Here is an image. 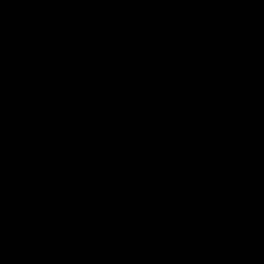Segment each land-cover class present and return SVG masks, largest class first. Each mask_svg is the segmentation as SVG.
Wrapping results in <instances>:
<instances>
[{
    "label": "trees",
    "instance_id": "1",
    "mask_svg": "<svg viewBox=\"0 0 264 264\" xmlns=\"http://www.w3.org/2000/svg\"><path fill=\"white\" fill-rule=\"evenodd\" d=\"M263 21L264 0H12L7 8L0 6V50L11 49L23 30L58 29L27 35L14 56L0 52V72L84 57L131 63L151 45L166 56H179L192 41L201 40L242 54L253 67L228 73H144L138 81L180 94L233 84L257 96L254 89H264V40L256 35ZM219 133L220 143L231 147L202 149ZM74 150L108 158L111 171L104 180L141 188L174 187L193 172L227 178L240 173L232 157L245 160L244 169L256 164L264 168L256 159L264 153V105L162 106L116 116L72 106L39 114L18 101L0 100V155L39 154L52 161ZM95 226L104 230L90 233ZM21 247L54 250L68 260L84 256V249H98L115 264L122 257L116 251L130 250L140 264H148L147 253L165 258L163 264H194L215 255L264 264V229L239 224L208 203L186 198L92 203L60 193L19 202L1 197L0 257L12 253L6 259L14 264H40L15 254Z\"/></svg>",
    "mask_w": 264,
    "mask_h": 264
},
{
    "label": "water",
    "instance_id": "2",
    "mask_svg": "<svg viewBox=\"0 0 264 264\" xmlns=\"http://www.w3.org/2000/svg\"><path fill=\"white\" fill-rule=\"evenodd\" d=\"M10 1L0 0V6L7 8ZM45 8L50 14V9ZM57 29L23 30L16 36L11 49L0 52L14 56L27 35L48 34ZM256 35L264 40V21ZM252 67L253 62L242 54L197 40L179 56H166L159 47L152 46L131 63L84 57L43 61L28 70L0 72V100L18 101L39 114L68 106L116 116L142 114L162 106L245 109L249 105H264V99H254L251 93H244L233 84L199 89L190 94L160 91L145 87L138 77L144 73L177 70L240 72ZM221 139L222 134H215L201 147L208 151L231 147L221 144ZM110 171L108 158L82 150L71 151L52 161L39 154L11 152L0 155V198L6 196L19 202L32 196L58 193L75 195L92 203L186 198L208 203L239 224L264 229V173L240 172L216 178L206 172H193L183 184L174 187L141 188L127 181H105L103 177Z\"/></svg>",
    "mask_w": 264,
    "mask_h": 264
},
{
    "label": "rangeland",
    "instance_id": "3",
    "mask_svg": "<svg viewBox=\"0 0 264 264\" xmlns=\"http://www.w3.org/2000/svg\"><path fill=\"white\" fill-rule=\"evenodd\" d=\"M149 47H152V45L145 47L144 50L149 48ZM98 59H100V58H98ZM136 59H138V58L136 57L135 60ZM105 60H107V59H105ZM64 61H68V60H64ZM107 61H109V60H107ZM121 63H123V61H121L120 64ZM224 80L226 81L227 78H224ZM250 85L255 86L252 81L250 82ZM254 90H255V93L258 92L257 94H259L260 98L264 99V89L263 88L256 87ZM119 151H122V150L119 149ZM131 151L133 153L138 152L137 148H131ZM3 155H5V154H3ZM93 155H95V154H93ZM97 156H99V155H97ZM256 159L258 161L262 160L264 162V153L257 155ZM231 160H232L233 165L235 166L236 170L239 172L247 171V172H252V173H264V168L259 166L258 164H256L255 166H251L247 169H244L243 163L245 162V160H242L241 158H234V157H232ZM107 182H110V181H107ZM195 202H197V201H195ZM103 230H104V226H95L90 230V233L97 234V233L102 232ZM24 248H27V249H24ZM24 248L21 247V249H22L21 253H20V251H17V252H15V254L26 255L30 259L34 260L35 263L39 262L40 264H60L61 261H66L67 264H115L111 259H105L102 255H92V254H89L87 256L81 255L80 257H75V258H71L70 260H68L64 255L63 256L61 254L59 255L54 250H49V249L40 248V247L33 248V249H29L28 247H24ZM11 254L9 257H5V256L0 257V258H2V260H0V262L2 261V264L7 262L8 259H6V258H11L13 256ZM136 254L137 253L134 252L133 250H130L128 252L125 251V254H123V256L120 257V259H121L120 264H140V259L138 258V256ZM145 258L147 259L148 264H163V263H165L162 261L165 258H163V257L160 258L155 254L147 253V254H145ZM161 261H162V263H161ZM194 264H240V262L238 259H235L232 257H219V256L215 255L212 257L204 256V257L196 260V262Z\"/></svg>",
    "mask_w": 264,
    "mask_h": 264
},
{
    "label": "built area",
    "instance_id": "4",
    "mask_svg": "<svg viewBox=\"0 0 264 264\" xmlns=\"http://www.w3.org/2000/svg\"><path fill=\"white\" fill-rule=\"evenodd\" d=\"M123 252H124V251H123ZM123 252H122V251H119V252L116 251L114 254H115L116 256L122 254V256H123ZM83 254H84V256H87V255H89V254H92V255H102L105 259H110V258H108V257L103 253V251L98 250V249L87 248V249H84V250H83ZM0 260H2V258H0ZM0 264H2V261L0 262ZM4 264H14V263H12L11 261H7V262H5Z\"/></svg>",
    "mask_w": 264,
    "mask_h": 264
},
{
    "label": "flooded vegetation",
    "instance_id": "5",
    "mask_svg": "<svg viewBox=\"0 0 264 264\" xmlns=\"http://www.w3.org/2000/svg\"><path fill=\"white\" fill-rule=\"evenodd\" d=\"M252 97H253L254 99H255V98H260L259 95H257V96L253 95ZM245 100H246L247 102H249V100H247V99H245ZM226 144H228V143H226Z\"/></svg>",
    "mask_w": 264,
    "mask_h": 264
},
{
    "label": "bare ground",
    "instance_id": "6",
    "mask_svg": "<svg viewBox=\"0 0 264 264\" xmlns=\"http://www.w3.org/2000/svg\"><path fill=\"white\" fill-rule=\"evenodd\" d=\"M139 150V149H138ZM223 151V150H222ZM21 153V152H20ZM24 154V153H23ZM6 155V154H5ZM25 155H27V154H25ZM42 157V156H41ZM43 159H45L44 157H42ZM193 158V157H192ZM56 159V158H55ZM46 160V159H45ZM54 160V159H53ZM48 161V160H47ZM108 174V173H107ZM105 177V176H104ZM104 177H103V179H104ZM6 197V196H5Z\"/></svg>",
    "mask_w": 264,
    "mask_h": 264
}]
</instances>
